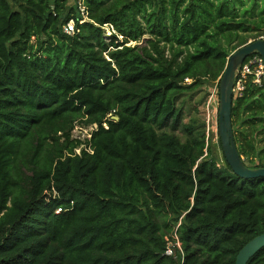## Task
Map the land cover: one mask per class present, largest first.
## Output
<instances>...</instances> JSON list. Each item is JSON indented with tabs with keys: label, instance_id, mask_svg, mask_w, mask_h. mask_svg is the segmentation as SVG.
<instances>
[{
	"label": "trees",
	"instance_id": "obj_1",
	"mask_svg": "<svg viewBox=\"0 0 264 264\" xmlns=\"http://www.w3.org/2000/svg\"><path fill=\"white\" fill-rule=\"evenodd\" d=\"M82 2L0 0V264H235L264 177L221 167L181 98L264 36V0ZM243 85L234 140L262 168L264 83Z\"/></svg>",
	"mask_w": 264,
	"mask_h": 264
},
{
	"label": "water",
	"instance_id": "obj_2",
	"mask_svg": "<svg viewBox=\"0 0 264 264\" xmlns=\"http://www.w3.org/2000/svg\"><path fill=\"white\" fill-rule=\"evenodd\" d=\"M253 53L264 60V39H258L237 49L228 59L226 69L219 81L218 129L224 157L235 174L242 178L264 177V167L250 168L239 154L234 140L232 109L237 72ZM118 120V117H113ZM264 247V233L250 240L238 253L235 264H247Z\"/></svg>",
	"mask_w": 264,
	"mask_h": 264
},
{
	"label": "rangeland",
	"instance_id": "obj_3",
	"mask_svg": "<svg viewBox=\"0 0 264 264\" xmlns=\"http://www.w3.org/2000/svg\"><path fill=\"white\" fill-rule=\"evenodd\" d=\"M79 2L80 0H69V4H73V2ZM108 31V30H107ZM109 35V31L106 33ZM135 44L134 42L129 43V45ZM215 94V103H213V107H211V120L209 124V136L207 139H211L216 155L218 156L219 165L225 166V162L223 159V152L221 146V139L219 136L218 129V116H219V82L207 83L202 89H197L184 95L181 98L182 108L184 110L183 123H188L197 126L205 133H207V113L205 111L206 102L208 98ZM184 101V102H183ZM96 126L83 128L81 126H77L74 129L73 136L74 138L80 139L84 141L90 136V133L96 129ZM181 139L184 140V134L180 131L177 133ZM207 136V135H206ZM81 148L76 149V152L79 153Z\"/></svg>",
	"mask_w": 264,
	"mask_h": 264
},
{
	"label": "built area",
	"instance_id": "obj_4",
	"mask_svg": "<svg viewBox=\"0 0 264 264\" xmlns=\"http://www.w3.org/2000/svg\"><path fill=\"white\" fill-rule=\"evenodd\" d=\"M78 9L83 16L82 22L86 21V14H85V7L83 5L82 0L78 2ZM65 31L69 33H74L75 32V24L74 21H70L67 26L65 27ZM263 38L264 36L260 37L259 39ZM239 75V79L235 83L234 87V95H241L242 91L244 90V85H243V79H245L248 75H253L254 77V82L258 85H262L264 83V60L263 58L257 54L254 55L251 58H247L245 62L240 65L238 72H237V77ZM215 94H212L207 102H206V108L205 111L207 113V121H208V126H207V138L209 136V124L211 120V107H213V103H215ZM176 237V236H175ZM177 238V237H176ZM177 245L180 247V244L177 239ZM168 255H172L173 251L172 249H168L167 251Z\"/></svg>",
	"mask_w": 264,
	"mask_h": 264
}]
</instances>
